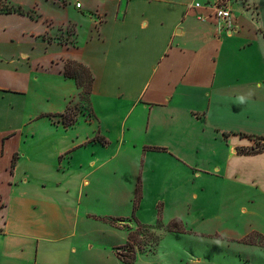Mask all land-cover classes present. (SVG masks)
<instances>
[{"label": "crops", "instance_id": "obj_1", "mask_svg": "<svg viewBox=\"0 0 264 264\" xmlns=\"http://www.w3.org/2000/svg\"><path fill=\"white\" fill-rule=\"evenodd\" d=\"M218 1L6 0L25 13H0V264H126L129 233L201 214L264 253V151L237 153L264 141V0L198 18Z\"/></svg>", "mask_w": 264, "mask_h": 264}, {"label": "rangeland", "instance_id": "obj_2", "mask_svg": "<svg viewBox=\"0 0 264 264\" xmlns=\"http://www.w3.org/2000/svg\"><path fill=\"white\" fill-rule=\"evenodd\" d=\"M210 215H197V227L192 231L190 226L184 232L176 229L168 231L165 226L159 232L144 229L139 232L135 229L139 233H129L134 245L127 256L136 255L134 264H264V253H251L255 249L227 241L220 236H205L209 230L213 233L219 225L214 214ZM155 235H160L157 243L153 239ZM109 247L95 246L92 254L106 256L111 252ZM122 253L126 255L125 251Z\"/></svg>", "mask_w": 264, "mask_h": 264}, {"label": "trees", "instance_id": "obj_3", "mask_svg": "<svg viewBox=\"0 0 264 264\" xmlns=\"http://www.w3.org/2000/svg\"><path fill=\"white\" fill-rule=\"evenodd\" d=\"M0 13L4 14H9V13H25L20 7H12L8 3H6V0H0ZM29 15V14H28ZM63 75L66 78H71L73 79L78 88L81 89V93L79 94V97L83 99V101H87L88 95L90 94L91 86L89 85L90 83V78L86 75V70L82 69L81 65H78L75 62H67L64 67ZM72 109L69 108L66 113L63 115H60L59 119L61 120L62 124L64 126H70L75 122V117L71 111ZM261 141V144H258V142ZM261 151H264V141L263 140H257L256 145L254 147L250 148H238L237 153L239 155H254L258 154ZM149 229V228H147ZM168 231L172 230L171 228H167ZM129 241H131V234H129ZM126 252V255L122 253V251ZM132 249L130 244H127L123 246L122 248L116 249V255L118 258L121 260V262L126 263V264H131L134 261V256H127V253L129 250Z\"/></svg>", "mask_w": 264, "mask_h": 264}, {"label": "built area", "instance_id": "obj_4", "mask_svg": "<svg viewBox=\"0 0 264 264\" xmlns=\"http://www.w3.org/2000/svg\"><path fill=\"white\" fill-rule=\"evenodd\" d=\"M129 1V0H126ZM76 7L79 8L80 4H76ZM194 8H199V4H194ZM206 11L208 12L207 15L205 16H199L198 18L201 20H205L207 18L213 17L219 22H222L224 25H227L229 20H230V11L229 9L225 6V3L223 0H219L218 2L207 5L204 7ZM228 26V25H227Z\"/></svg>", "mask_w": 264, "mask_h": 264}]
</instances>
